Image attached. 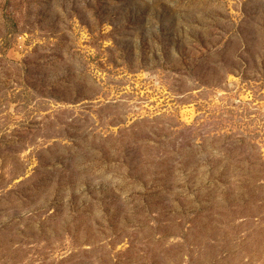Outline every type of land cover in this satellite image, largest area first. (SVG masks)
I'll return each mask as SVG.
<instances>
[{
    "label": "rangeland",
    "instance_id": "obj_1",
    "mask_svg": "<svg viewBox=\"0 0 264 264\" xmlns=\"http://www.w3.org/2000/svg\"><path fill=\"white\" fill-rule=\"evenodd\" d=\"M0 264H264V0H0Z\"/></svg>",
    "mask_w": 264,
    "mask_h": 264
}]
</instances>
